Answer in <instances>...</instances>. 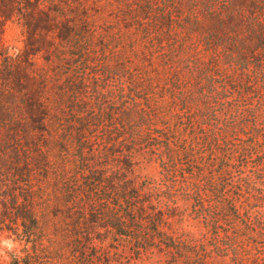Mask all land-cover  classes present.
Masks as SVG:
<instances>
[{
  "label": "trees",
  "instance_id": "obj_1",
  "mask_svg": "<svg viewBox=\"0 0 264 264\" xmlns=\"http://www.w3.org/2000/svg\"><path fill=\"white\" fill-rule=\"evenodd\" d=\"M40 1L8 0V19L27 30L28 47L37 32L52 29ZM106 5L118 23L105 31L114 41L73 66L84 68L77 80L66 89L42 86L46 80L26 89L25 139L15 161L0 159V231L21 249L0 264H85L83 208L92 224L139 243L138 250L158 244L184 264H206L212 254L264 264V102L254 96L264 92V0ZM77 19L83 43L92 36V16L83 11ZM60 30L72 39L71 27ZM100 56L103 72L117 81L119 108L114 113L103 103L88 116L79 105L88 64ZM13 68H0V123L16 103ZM54 85L58 92L48 94ZM139 157L157 164L158 182L127 178ZM179 199L210 234L206 243L170 233Z\"/></svg>",
  "mask_w": 264,
  "mask_h": 264
},
{
  "label": "rangeland",
  "instance_id": "obj_2",
  "mask_svg": "<svg viewBox=\"0 0 264 264\" xmlns=\"http://www.w3.org/2000/svg\"><path fill=\"white\" fill-rule=\"evenodd\" d=\"M107 0H77L75 4H67V0H41L39 11L50 12L47 18L52 23L51 31H40L34 35V45H27V30L21 28L17 24L18 20L12 21L8 19V11L10 5L8 0H0V68L2 66L12 65L15 71L13 81L15 84L16 103L10 109L6 119L0 123V156L7 164L10 161H15L14 153L20 148V144L25 139L27 128L22 121V110L27 102L26 89L30 86L34 89L38 88L43 80L42 86L52 85L56 82V86L63 89L67 88V83L75 82L78 73L84 71L83 66L74 69V65L82 64L89 60V55L99 54L102 52V47H108L113 39V34H106L105 31L117 27L118 23H112V18L109 15L112 12L111 6L101 5ZM107 4V3H106ZM53 10V11H52ZM36 11L33 18L36 22L40 21V12ZM87 11L91 14L92 19L90 25L94 26L92 36L87 38L85 42H79L78 38H83L81 29L83 23L80 22L78 14ZM41 26L42 23H39ZM63 25L71 27L68 37L65 39L61 33ZM77 35V36H76ZM109 37L110 41L104 42V38ZM84 40V39H83ZM71 41V43H69ZM79 46V47H78ZM75 47H78L77 49ZM81 49L87 50L85 53ZM113 49L110 51L112 52ZM34 52L35 55L30 53ZM76 55L75 57H72ZM93 61V59H91ZM105 57L100 56L94 63H89L87 72L89 73L86 81L87 90L85 93L86 100L80 104V110L88 109V116L91 112L97 113L100 109V104L104 103L105 109H111L114 113L118 112L117 99L120 98L118 93V85L116 79L107 76L104 63ZM8 62V63H7ZM60 64L59 69H57ZM104 71V72H103ZM66 74L71 72V76L60 77L59 73ZM78 72V73H77ZM58 73V74H56ZM64 76V75H63ZM55 85L46 88L48 94L54 95L57 93ZM69 91V98L73 93ZM62 93V92H61ZM67 94V93H66ZM254 96L264 102V92ZM76 97V95H75ZM116 99V100H115ZM115 100V101H114ZM102 102V103H100ZM251 99H244L243 103L249 104ZM259 103V100H257ZM78 121L79 116L72 115ZM104 116L109 120L111 116L115 117L114 122H118V117L110 113L108 110L104 112ZM112 126L111 123H107ZM101 134V133H100ZM91 149V146L97 148L93 144L86 145ZM88 150V148H87ZM89 152V151H88ZM109 165L116 163L115 159L107 160ZM104 164L105 161L102 160ZM160 168L155 162H148L142 158H137L132 169L126 174L127 178L133 180L136 185L148 182H158L161 178L159 173ZM77 201V199H76ZM177 216L171 219L172 232L171 234L180 235L182 238L189 240L191 243H206L210 234L206 228L194 218L191 207L187 201L179 199L177 201ZM83 210V232L84 242L87 252L85 264H184L175 258L172 250H168L163 246L154 244L147 249H137L139 243L128 241L124 237H120L113 233L108 227L103 228L92 224L89 221V214L84 208ZM171 211V209H167ZM144 246V245H142ZM21 249L19 242L14 240V236L6 231H0V259L7 261L10 259L11 253H17ZM206 264H232L226 256H217L212 254Z\"/></svg>",
  "mask_w": 264,
  "mask_h": 264
}]
</instances>
